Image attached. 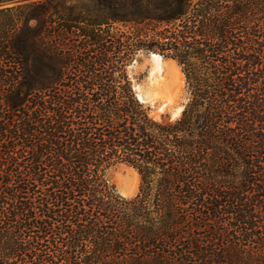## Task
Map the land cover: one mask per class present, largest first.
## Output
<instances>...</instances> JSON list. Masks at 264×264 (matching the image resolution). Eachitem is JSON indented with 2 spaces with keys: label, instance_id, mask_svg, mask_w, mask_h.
I'll use <instances>...</instances> for the list:
<instances>
[{
  "label": "trees",
  "instance_id": "1",
  "mask_svg": "<svg viewBox=\"0 0 264 264\" xmlns=\"http://www.w3.org/2000/svg\"><path fill=\"white\" fill-rule=\"evenodd\" d=\"M69 1L0 0V264H264V0ZM141 50L181 115L137 97Z\"/></svg>",
  "mask_w": 264,
  "mask_h": 264
},
{
  "label": "bare ground",
  "instance_id": "2",
  "mask_svg": "<svg viewBox=\"0 0 264 264\" xmlns=\"http://www.w3.org/2000/svg\"><path fill=\"white\" fill-rule=\"evenodd\" d=\"M150 62L151 67L148 85L153 95L163 103L160 108L153 110L152 114L158 117L160 111H172L174 109L173 116L181 115L185 107V104L181 102L185 83V75L181 66L176 60L171 58L164 59L158 53L150 55ZM129 169L133 172L132 182L129 185L126 184L127 186L125 187L119 188L121 194L128 197L135 194L140 180L138 171L131 166Z\"/></svg>",
  "mask_w": 264,
  "mask_h": 264
},
{
  "label": "rangeland",
  "instance_id": "3",
  "mask_svg": "<svg viewBox=\"0 0 264 264\" xmlns=\"http://www.w3.org/2000/svg\"><path fill=\"white\" fill-rule=\"evenodd\" d=\"M72 1L73 0H70L69 3ZM150 55L151 54L148 51L141 50L136 54V56L133 58V60L128 64L127 70H128V74H129V76L133 82V85L137 82L138 83H147V84L149 83V74H150V67H151ZM165 73H166V71H165ZM186 100H187V95H186V88H185V83H184V89H183L181 102L185 103ZM150 108H151V113L153 110H156V108H154L152 106H150ZM162 116H170V110L160 111L158 113V117L160 118ZM129 167L126 164H118L117 166H114L110 170L112 180L115 182V185L117 187V191L120 194H121V192H120L119 188L129 185L132 182L131 180H133V172H132V170L129 169ZM140 182H141V179L138 182L137 190H136L134 195H136L139 191Z\"/></svg>",
  "mask_w": 264,
  "mask_h": 264
},
{
  "label": "water",
  "instance_id": "4",
  "mask_svg": "<svg viewBox=\"0 0 264 264\" xmlns=\"http://www.w3.org/2000/svg\"><path fill=\"white\" fill-rule=\"evenodd\" d=\"M150 54L158 53L156 51H149ZM164 59H168L164 57L162 54H160ZM177 62V61H176ZM178 63V62H177ZM134 88L137 93V97L139 98L140 101L147 103L148 105L154 107V108H160L162 106V101H160L158 98H156L153 93L151 92L149 85L147 83H135ZM185 104V103H184ZM174 109L170 111V117H177L173 116L174 115ZM182 113V112H181Z\"/></svg>",
  "mask_w": 264,
  "mask_h": 264
}]
</instances>
